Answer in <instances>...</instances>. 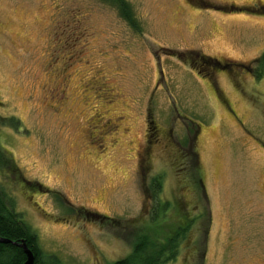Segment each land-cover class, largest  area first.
<instances>
[{
	"label": "rangeland",
	"instance_id": "374dc122",
	"mask_svg": "<svg viewBox=\"0 0 264 264\" xmlns=\"http://www.w3.org/2000/svg\"><path fill=\"white\" fill-rule=\"evenodd\" d=\"M125 1L136 26L113 0H0V143L18 171L0 168V187L62 264L128 256L164 228L173 201L189 219L207 207L209 221L192 230L201 249L186 243L163 264H264V10L258 0ZM202 56L252 72L233 78L222 64L216 94L207 69H222ZM106 135L116 142L97 147ZM193 150L204 201L181 190Z\"/></svg>",
	"mask_w": 264,
	"mask_h": 264
},
{
	"label": "trees",
	"instance_id": "16d2710c",
	"mask_svg": "<svg viewBox=\"0 0 264 264\" xmlns=\"http://www.w3.org/2000/svg\"><path fill=\"white\" fill-rule=\"evenodd\" d=\"M113 2L120 7L122 15L136 26L133 19L132 9L128 6L127 2L125 0H113ZM260 62L264 65V54L260 58ZM260 75L261 74H259V76ZM194 158L195 159L188 161L189 163L186 165L188 169L184 170L185 185L181 190H188L186 186L188 188L194 187L198 197L204 201V198H206L205 191L203 190L204 181L200 171L196 168V163L198 162L196 155ZM178 159L181 160V158ZM0 168L6 169L11 174L18 172L11 153L1 143ZM194 168L195 171H193ZM22 179L19 175V180L22 181L24 186H26L25 182L28 184L31 183L23 177ZM191 181L193 186L190 183ZM160 185L161 184L157 182L154 184V190L156 193L160 188ZM10 202L6 191L0 187V236L10 240V242L7 243L0 242V264H22L26 260V254L23 248L14 243H19L22 240L26 242L28 248L34 253V264H62L56 256L45 254L42 251L38 244L36 234L24 221L21 213L17 212ZM167 208L168 205H166L165 209ZM173 208L175 209L174 215L169 214V216L171 215V218L167 217L164 220L166 221L164 228L161 230L158 229L156 233L151 230L148 233H144V236L137 237L133 251L128 256L113 261L111 264H163L174 261L179 256L183 245L186 243L198 242L201 249L204 239L202 238L203 241L199 239L197 241L195 238L196 234L194 235L192 230H194L196 223L199 224L200 221L204 220L207 224V221H209L208 208L206 207L204 211H200L198 208L199 211L197 214L190 219L188 218V215H186L185 208L180 206L179 203H174L173 201ZM154 211L155 212L151 218L153 222L151 223H155L160 217L161 204L156 205ZM88 215L96 216L90 213ZM157 222H159V220H157ZM192 237H194L195 241ZM198 253L200 256L202 252Z\"/></svg>",
	"mask_w": 264,
	"mask_h": 264
},
{
	"label": "flooded vegetation",
	"instance_id": "af4514ba",
	"mask_svg": "<svg viewBox=\"0 0 264 264\" xmlns=\"http://www.w3.org/2000/svg\"><path fill=\"white\" fill-rule=\"evenodd\" d=\"M250 4H256V5H259L260 7H261V9L262 10H264V3H262V1L261 0H258V1H256V2H254V3H250ZM234 6H236L235 4H233ZM245 5H249V4H245ZM241 8V7H240ZM238 9H239V7H238ZM200 60V62H203V63H205V62H207V63H209V64H211L212 66L213 65H216V66H219L222 70H220V69H217V70H210V69H207L208 70V74H213L212 76H209V79H210V84L212 85V87H213V89H214V91L216 92V94L217 93H219L220 92V89H219V87H218V85L216 84V81L214 80V78H215V73H217V72H219V71H225V68H223V66H222V64H227V68H228V66L230 67L229 68V70H231V72H230V75L231 76H233V78H235V77H237L238 76V73L240 72V73H244V69H246L247 71V73L248 74H251V68L250 67H248V66H246L245 64H242V63H239V62H235V63H231V62H224L223 63V61H221L219 58H214V57H211V56H202V59H199ZM190 62H195L194 63V65H198L199 63H197V62H199L198 60H196V59H192V61H190ZM233 66H237V67H241L242 68V70L240 71H238V72H236L235 70H232L231 69V67H233ZM214 67V66H213ZM228 70V71H229ZM233 71V72H232ZM117 101V100H116ZM225 103H227V102H225ZM183 116V115H182ZM180 116V119H181V121L185 124V125H187V121H186V117L185 116ZM179 118H176V120H178ZM124 120V117H120V121L121 122H119V123H122V121ZM115 124V123H114ZM116 127H120V124H116ZM187 127H188V125H187ZM94 128H96V127H94ZM115 127H113L111 130L109 129V131L111 132V131H116L115 129H114ZM200 128L201 127H199V125H194V128L192 129V130H189V132H192L193 133V136H191V134L189 135L188 134V145L190 146V148L192 147H194V145H195V141L194 140H197V138H198V134H199V132H200ZM118 129V128H117ZM114 142H116V140H112L108 135H106L105 137H104V140H103V138L102 139H100V141H99V145H97L96 144V146L97 147H103L104 146V149L107 147V145H109V144H111V143H114ZM153 142V141H152ZM152 142L150 141V135L149 134H147L146 135V146L144 147V150H143V152H142V154H141V158L144 156L145 157V154H147V152L149 151V149L152 147ZM195 150H193V152L191 153L192 155L191 156H195L196 155V157H197V154L194 152ZM181 156H190V153L189 152H183V153H181ZM94 215H96V216H93L94 218H96V217H100L98 214H95V213H93Z\"/></svg>",
	"mask_w": 264,
	"mask_h": 264
},
{
	"label": "water",
	"instance_id": "95a60500",
	"mask_svg": "<svg viewBox=\"0 0 264 264\" xmlns=\"http://www.w3.org/2000/svg\"><path fill=\"white\" fill-rule=\"evenodd\" d=\"M203 185V184H202ZM203 190L205 191V186L203 185ZM0 242L2 243H7L10 242L9 239L6 238H2L0 236ZM15 244H17L18 246L22 247L25 254H26V260L22 263V264H34L35 262V255L32 252V250H30V248H28L26 242L24 240H22L21 242H14Z\"/></svg>",
	"mask_w": 264,
	"mask_h": 264
}]
</instances>
